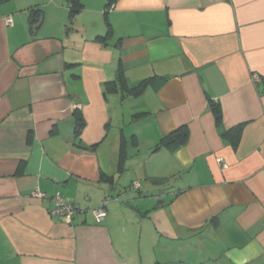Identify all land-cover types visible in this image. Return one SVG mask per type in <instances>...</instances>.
<instances>
[{
    "label": "crops",
    "instance_id": "crops-1",
    "mask_svg": "<svg viewBox=\"0 0 264 264\" xmlns=\"http://www.w3.org/2000/svg\"><path fill=\"white\" fill-rule=\"evenodd\" d=\"M82 1L0 3V264H264V0Z\"/></svg>",
    "mask_w": 264,
    "mask_h": 264
},
{
    "label": "built area",
    "instance_id": "built-area-1",
    "mask_svg": "<svg viewBox=\"0 0 264 264\" xmlns=\"http://www.w3.org/2000/svg\"><path fill=\"white\" fill-rule=\"evenodd\" d=\"M3 1L5 0H0V3ZM5 20L7 24H13V21H14L11 15L7 16ZM255 78L258 79L257 74L255 75ZM218 161L221 162L224 167L228 166L227 162L225 161L223 162L222 158H218ZM134 186L135 188H140L141 185L136 182ZM34 194L37 196L45 195L38 189L34 191ZM110 200L111 198L107 197L104 200V204L101 207L93 209L94 216L98 222H102L107 216L106 205ZM53 202L54 204H53V207L50 209V212L53 215L59 216L63 220H72L75 218L76 214L79 211L83 210V207L81 205L68 201L60 192L56 196L53 197Z\"/></svg>",
    "mask_w": 264,
    "mask_h": 264
},
{
    "label": "trees",
    "instance_id": "trees-1",
    "mask_svg": "<svg viewBox=\"0 0 264 264\" xmlns=\"http://www.w3.org/2000/svg\"><path fill=\"white\" fill-rule=\"evenodd\" d=\"M69 1L72 3V10H71L72 14L79 13L84 7L82 0H69ZM99 39L104 40L105 37H100ZM211 106L213 108V111L215 112L218 123H220L222 121V117H223V111H222L221 105L216 103V102L211 101ZM82 127H83L82 124L79 125V128L77 127V132H80ZM175 138L176 139L178 138V144L183 143L187 138V130L185 128H182V129L178 130L177 132L168 136L167 140H169V142L171 140L173 143V142H176V141H174ZM108 179H111V178H108ZM73 203H75V202H73ZM75 204H77V203H75Z\"/></svg>",
    "mask_w": 264,
    "mask_h": 264
},
{
    "label": "water",
    "instance_id": "water-1",
    "mask_svg": "<svg viewBox=\"0 0 264 264\" xmlns=\"http://www.w3.org/2000/svg\"><path fill=\"white\" fill-rule=\"evenodd\" d=\"M39 26V23L34 26V30L36 31L37 27Z\"/></svg>",
    "mask_w": 264,
    "mask_h": 264
}]
</instances>
